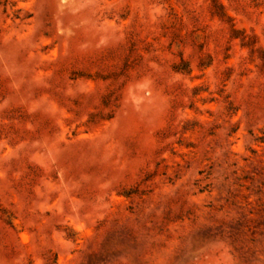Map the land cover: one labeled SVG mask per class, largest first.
<instances>
[{"label":"rangeland","instance_id":"rangeland-1","mask_svg":"<svg viewBox=\"0 0 264 264\" xmlns=\"http://www.w3.org/2000/svg\"><path fill=\"white\" fill-rule=\"evenodd\" d=\"M0 264H264V0H0Z\"/></svg>","mask_w":264,"mask_h":264}]
</instances>
